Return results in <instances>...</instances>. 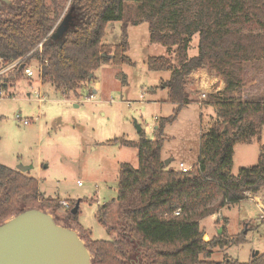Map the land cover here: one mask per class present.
I'll return each mask as SVG.
<instances>
[{"label":"trees","instance_id":"obj_1","mask_svg":"<svg viewBox=\"0 0 264 264\" xmlns=\"http://www.w3.org/2000/svg\"><path fill=\"white\" fill-rule=\"evenodd\" d=\"M9 1L0 4V59L3 64L35 60L42 67V82H49L64 95L77 94L81 83L93 79L94 71L103 63L133 64L126 55L123 10L127 1L143 9L149 42L176 54V64L168 53L146 60L149 71H170L160 87L167 90L168 100L175 107L172 115L157 119L151 138L140 131L135 141L120 140L136 149L138 163L137 167L128 163L119 166L116 199L126 212L119 225L106 227L115 238L86 237L89 231L77 221L79 207L71 213L75 203L66 208L61 224L57 222L79 230L92 264H264V252L246 262L227 255L221 261H211L213 249L243 243L245 238L240 233L224 239L223 221L221 233L205 241V229L200 225L201 220L223 207L244 200L246 193L264 187L263 146L257 164L231 174L233 144L251 143L253 138L259 141L264 125L263 99L233 96L245 83L244 64L264 59V0H70L66 12L69 26L57 39L51 34L67 0H48V4L47 0ZM110 21L122 22L121 41L112 47L102 43ZM245 23L261 30L245 32L241 28ZM194 34L196 53L188 56ZM39 43L41 50L37 48ZM204 67L223 78L222 94L228 96L209 94L216 107L215 117L209 130L200 136L197 162L183 172L169 168L161 158L164 128L189 101L187 77ZM21 72L19 67L14 68L11 80ZM36 202L40 210L61 207L57 199L40 197L35 178L0 163V223ZM107 205L96 214L104 225ZM177 209L179 213L174 214Z\"/></svg>","mask_w":264,"mask_h":264},{"label":"rangeland","instance_id":"obj_2","mask_svg":"<svg viewBox=\"0 0 264 264\" xmlns=\"http://www.w3.org/2000/svg\"><path fill=\"white\" fill-rule=\"evenodd\" d=\"M69 2L61 6L55 26L67 14ZM123 11L128 41L126 55L132 65L103 63L95 70L94 78L87 81L89 83H81L77 94L67 95L49 82H42L38 76L28 78L21 72L11 80L13 70L0 76V88L5 94L0 97V163L13 169L18 165L31 166L27 174L37 180L40 197L59 200V209L44 207L42 210L60 224L67 208L60 201L67 203L69 208L79 200L77 221L89 231L86 237L93 240L114 239L115 233H109L106 227L119 225L126 212L125 206L116 199L119 166L128 163L137 167L138 161L136 149L123 145L120 140H137V125L143 131L150 127L151 138L157 119L172 115L175 107L168 100L166 89L160 87L161 80L168 79L170 71H149L146 67L149 56H166V48L149 42L147 23L142 20L144 12L139 4L127 1ZM121 25L120 21L106 24L103 44L112 47L120 43ZM241 28L245 32L261 30L250 23L242 24ZM196 46L197 34H194L188 56L196 53ZM168 54L176 64V54L173 51ZM0 65L2 69L5 67V63ZM27 65L36 74L38 63L31 60ZM200 69H204L202 74L191 75L192 72L187 77L189 101L164 128L161 158L163 161L172 159L169 168L178 169L180 162L191 167L197 162L200 136L209 130L215 117L216 107L209 98L214 89H208L206 81L216 88L219 81L211 75L222 81L223 78L213 70ZM243 76L245 83L233 96L264 100V59L246 62ZM96 82L99 88L94 93ZM222 90L217 93L222 94ZM37 92L43 96L42 103L36 99ZM90 94L94 96L87 100ZM202 94L205 97H201ZM116 138L117 141H110ZM262 146L264 125L259 141L253 138L251 143L233 144L231 174L237 175L240 168L257 164ZM262 159L264 162V155ZM254 196L263 207L256 204ZM104 204H108L104 217L106 226L96 217ZM38 205V202L33 203L30 208H38ZM218 213L220 217L211 215L200 221L208 237L204 239L203 235V240L216 236L225 221L223 238L231 239L243 233L245 241L213 249L211 261H221L227 255L246 262L255 251L264 252V187L251 197L223 207ZM72 229L79 235L77 228ZM81 239L85 242V238Z\"/></svg>","mask_w":264,"mask_h":264},{"label":"water","instance_id":"obj_3","mask_svg":"<svg viewBox=\"0 0 264 264\" xmlns=\"http://www.w3.org/2000/svg\"><path fill=\"white\" fill-rule=\"evenodd\" d=\"M69 21L70 15L64 16L51 37H61ZM140 131L137 125V132ZM164 163L169 164V159ZM30 168L18 165L16 169L27 172ZM78 207L79 200L71 213L75 214ZM217 232L221 233V228ZM257 254L255 251L252 256ZM91 257L74 229L58 224L48 212L38 208H27L0 223V264H92Z\"/></svg>","mask_w":264,"mask_h":264},{"label":"built area","instance_id":"obj_4","mask_svg":"<svg viewBox=\"0 0 264 264\" xmlns=\"http://www.w3.org/2000/svg\"><path fill=\"white\" fill-rule=\"evenodd\" d=\"M41 47H42L41 46V43H39L38 46H37L38 50H41ZM0 64H3V62H2L1 59H0ZM21 65H22V67L20 68ZM17 67H19V69H21V71L28 78H31V77H34V76H38V79L41 80V73H42V67H41V65L40 64L37 65V67H36L37 68L36 69V74H35V72L32 70V68L29 65L25 64L22 61V59L15 60V61H13V62H11L9 64H5V67L3 69H2V67L0 65V76L3 75V73H5V72H7L9 70H13L14 68H17ZM3 95H5L4 94V91L0 88V97H2ZM93 96H94L93 94H90L89 95V98L87 100H89ZM201 97H205V94H202ZM42 98H43L42 94L40 92H37L36 93V99H37V101L39 103H42ZM199 104H200V102H199ZM156 119L157 118L155 117V120ZM23 123L27 124L28 123V120H23ZM153 129H154V127H153ZM149 132H150V127H147L146 128L147 137H149ZM190 168L191 167L185 166L182 162H180L178 164V169L181 170V171H183V172L190 170ZM251 194L252 193H246L245 195H246V197H251ZM253 198H255V200H257L256 201V204L257 205L259 204L261 207H263L262 204H260V202L258 203V197L254 196ZM60 203L64 207H68L67 203H65L64 201H60ZM178 213H179V209H177L176 211H174V214H178ZM211 217H213V218L220 217V214L219 213L218 214L216 213V214H213Z\"/></svg>","mask_w":264,"mask_h":264},{"label":"crops","instance_id":"obj_5","mask_svg":"<svg viewBox=\"0 0 264 264\" xmlns=\"http://www.w3.org/2000/svg\"><path fill=\"white\" fill-rule=\"evenodd\" d=\"M103 39L104 38H102V43H103ZM102 65V64H101ZM100 65V66H101ZM204 69H199V70H197V71H194L191 75H199V74H202V72H204L203 71ZM95 72V71H94ZM208 78H210V77H208ZM211 78L212 79H214V80H218L219 82H218V86L216 87V88H213V86H211V84L208 82V81H206V85H207V87H208V89H214L213 91H211L212 93L214 92V93H216V92H218V91H220L221 89H223V87H224V83H223V81L220 79V78H216L214 75H211ZM210 80V79H209ZM90 82V81H89ZM89 82H87L86 81V83L85 84H87V83H89ZM210 82H212V81H210ZM208 83H209V85H208ZM213 84V83H212ZM201 86H203V84L201 85ZM99 88V83L98 82H96L95 83V89H93V92L95 93L96 92V90ZM164 90V89H163ZM167 91V90H166ZM94 95V94H93ZM168 96V95H167ZM168 98V97H167ZM141 131H143L142 129H141ZM144 133H146V131H143ZM139 133V132H138ZM147 134V133H146ZM138 137H139V135H138ZM138 139V138H137ZM172 159L170 158L169 159V162L171 161ZM25 173H27V172H25Z\"/></svg>","mask_w":264,"mask_h":264},{"label":"flooded vegetation","instance_id":"obj_6","mask_svg":"<svg viewBox=\"0 0 264 264\" xmlns=\"http://www.w3.org/2000/svg\"><path fill=\"white\" fill-rule=\"evenodd\" d=\"M1 2H3V1H0V4H1ZM5 3H6V2H5ZM9 3H10V2H9ZM9 3H7V4H9ZM66 15H69V14H65V16H66Z\"/></svg>","mask_w":264,"mask_h":264},{"label":"bare ground","instance_id":"obj_7","mask_svg":"<svg viewBox=\"0 0 264 264\" xmlns=\"http://www.w3.org/2000/svg\"><path fill=\"white\" fill-rule=\"evenodd\" d=\"M208 237H207V235H204V239H207Z\"/></svg>","mask_w":264,"mask_h":264}]
</instances>
